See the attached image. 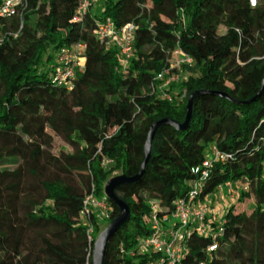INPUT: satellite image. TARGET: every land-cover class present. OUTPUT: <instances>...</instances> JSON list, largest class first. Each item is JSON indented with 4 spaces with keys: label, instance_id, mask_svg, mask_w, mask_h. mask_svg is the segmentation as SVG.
<instances>
[{
    "label": "trees",
    "instance_id": "1",
    "mask_svg": "<svg viewBox=\"0 0 264 264\" xmlns=\"http://www.w3.org/2000/svg\"><path fill=\"white\" fill-rule=\"evenodd\" d=\"M164 2L171 21L162 18ZM96 4L81 22L74 20L78 0H26L18 16L0 19V210L9 206L0 213V264H91L96 237L119 215L105 183L116 172L139 173L150 126L163 119L181 124L195 91L206 93L194 100L188 128L160 126L141 178L114 190L130 214L107 241L104 264L153 258L136 251L150 234L152 205L171 214L173 202L199 182L192 170L211 147L227 159L212 165L198 199L206 202L226 183L238 190L207 235L190 231L182 264H264V92L247 104L264 81V0L255 8L246 0ZM106 19L116 28L136 27L125 74L115 48L94 35ZM74 44L84 45V66L59 85V54ZM175 49L192 64L182 66L187 80L169 87L172 100H162L151 86ZM54 137L70 151L53 154ZM9 188L12 198L3 203ZM90 194L111 207L107 218L82 216ZM249 196L253 207L237 211ZM218 225L222 232L213 239Z\"/></svg>",
    "mask_w": 264,
    "mask_h": 264
},
{
    "label": "built area",
    "instance_id": "2",
    "mask_svg": "<svg viewBox=\"0 0 264 264\" xmlns=\"http://www.w3.org/2000/svg\"><path fill=\"white\" fill-rule=\"evenodd\" d=\"M251 8L258 5L259 0H246ZM97 0H78L74 20L81 22L85 15L93 8ZM26 0H0V19H10L20 14V10L25 6ZM136 27L127 24L122 28H116L110 19L98 22L94 35L96 39L106 49L115 48L119 56L122 72L126 73V68L131 57L134 55V32ZM2 38H0V44ZM84 45L74 44L61 50L58 57V66L55 69V79L59 85H67L70 79L75 76L77 70H82L84 66ZM192 59L179 49L171 53L169 64L154 79L152 92H155L162 100L170 101L172 97L168 93L171 85L178 83V71L183 65H191ZM227 156L219 152L215 147H211L208 155L204 158L200 166L194 168L192 173L199 176V182L193 185L189 194L182 199L173 202L171 214H157L156 205H152L153 213L149 216L150 234L143 238L136 247L138 253H149L152 259L145 264H182L185 242L190 236V231L195 230L199 234L207 235L212 229V221L219 222L218 215L206 202L198 199L202 191V182L208 177L212 165L215 162H224ZM226 189H236L238 187L232 183H226ZM234 197V196H233ZM111 207L104 198L98 199L93 194L86 197L82 216L88 219L91 212H98L103 217H108ZM211 216V218H210ZM210 218L209 220H207ZM91 228L89 233L91 232ZM216 232L212 238L215 239L221 232V225L216 226ZM90 239V237H89ZM215 245L208 248L214 251Z\"/></svg>",
    "mask_w": 264,
    "mask_h": 264
},
{
    "label": "water",
    "instance_id": "3",
    "mask_svg": "<svg viewBox=\"0 0 264 264\" xmlns=\"http://www.w3.org/2000/svg\"><path fill=\"white\" fill-rule=\"evenodd\" d=\"M262 92H264V81H262L261 89L259 93L255 96V98L247 102V104L255 101L262 94ZM205 93L206 92L195 91L192 94H190L187 100V104H186V116H185L184 121L181 124H178L170 119H163V120L154 122L150 126L147 136H146L144 146H143L144 160L141 164L140 171L136 176L127 177L126 175L119 174L107 180L103 188L104 195L111 203H113L114 205L118 207L119 215L115 217L112 221H110L109 224L96 237L93 243L92 252H91V264H104V256H105L107 241L115 234V232L118 229H120L123 226V224L129 218L130 210H129L128 205L125 204L123 201H121L115 195L114 190L118 186L134 183L141 178V176L144 173L145 166L148 163L149 158H150V149H151L152 140L154 138L156 130L160 126L170 125V126H173L179 132H182L188 128V125L190 123L191 116H192V106H193L194 100L196 99V97L202 94H205ZM211 94H215L219 97L226 98L233 103H237L236 101L228 97L226 94H223V93H211Z\"/></svg>",
    "mask_w": 264,
    "mask_h": 264
},
{
    "label": "rangeland",
    "instance_id": "4",
    "mask_svg": "<svg viewBox=\"0 0 264 264\" xmlns=\"http://www.w3.org/2000/svg\"><path fill=\"white\" fill-rule=\"evenodd\" d=\"M97 8L95 11H98V6L96 3H94L93 5V9ZM161 15L162 18L165 19L166 21H171V14H170V9H169V5L167 3L164 2L163 6L161 7ZM224 29L220 28L219 29V33H223ZM178 75H179V81L177 84L181 83V82H185L188 78L187 74L183 71V69H180L178 71ZM49 134H52L50 131H48ZM66 150V151H70L69 147L66 146L59 138L54 137L53 139V147H52V153L57 155L59 154V152L61 150ZM119 175V172L114 173L113 176ZM236 192L235 188H232L231 190L226 189L225 187L220 188L216 194H214L211 198H208V200L206 201L207 205H210L209 209L213 210L215 213H217V215L219 214V212L222 211L223 207H225L228 202L233 200V196ZM12 193H14V190L12 189H3V203L7 202V198H12ZM19 197L20 200L25 199L26 196H24L23 193H21L20 195H17ZM254 204V199L253 196H249L247 199H245L243 202L239 203L237 206V211H249ZM4 212H9V206L6 204V208H4V210H0V213H4ZM62 229L64 228H60V229H53L50 232V236L54 237L56 234H58Z\"/></svg>",
    "mask_w": 264,
    "mask_h": 264
},
{
    "label": "clouds",
    "instance_id": "5",
    "mask_svg": "<svg viewBox=\"0 0 264 264\" xmlns=\"http://www.w3.org/2000/svg\"><path fill=\"white\" fill-rule=\"evenodd\" d=\"M255 2V0H253V3Z\"/></svg>",
    "mask_w": 264,
    "mask_h": 264
},
{
    "label": "crops",
    "instance_id": "6",
    "mask_svg": "<svg viewBox=\"0 0 264 264\" xmlns=\"http://www.w3.org/2000/svg\"><path fill=\"white\" fill-rule=\"evenodd\" d=\"M217 214V213H216Z\"/></svg>",
    "mask_w": 264,
    "mask_h": 264
}]
</instances>
